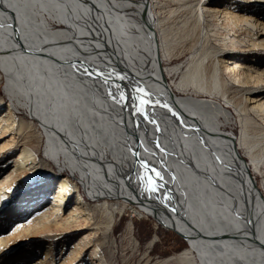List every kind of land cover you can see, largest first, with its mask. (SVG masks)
<instances>
[{
	"label": "bare ground",
	"instance_id": "obj_1",
	"mask_svg": "<svg viewBox=\"0 0 264 264\" xmlns=\"http://www.w3.org/2000/svg\"><path fill=\"white\" fill-rule=\"evenodd\" d=\"M0 84V261L115 264L136 206L187 243L155 264H264V0H0Z\"/></svg>",
	"mask_w": 264,
	"mask_h": 264
},
{
	"label": "rangeland",
	"instance_id": "obj_2",
	"mask_svg": "<svg viewBox=\"0 0 264 264\" xmlns=\"http://www.w3.org/2000/svg\"><path fill=\"white\" fill-rule=\"evenodd\" d=\"M3 91V85L0 84V92ZM20 115V113H16ZM22 117L27 118L25 114H22ZM237 122V119H235ZM234 122V121H233ZM237 125V127H236ZM38 127V126H36ZM232 127V134H236L238 132V123L235 125H231ZM41 130V128H40ZM42 141V142H41ZM39 142V149L38 154L41 158H43V145L45 142V138ZM51 165L54 167V170H56V167L51 163ZM119 173L118 176L121 180V186H117L112 188L111 191V201L115 202L117 200V193L120 195L121 189L125 188L127 181L129 178L126 175L123 174V170L118 169ZM117 176V175H116ZM71 180H74L73 176H69ZM124 179V180H123ZM123 180V181H122ZM81 194L84 196V198L90 203H97V202H103L105 199L103 196L98 197H92L90 195L85 194L81 191ZM138 209L137 213H135ZM16 211V208L12 209L11 212H9V217ZM142 213V216L138 213ZM11 213V214H10ZM7 216V217H8ZM145 216V217H144ZM128 224H131L133 236L137 240L136 247L133 248L130 245V239L123 236V232ZM113 235L105 240V243L102 247L103 254L105 257L111 259L114 257L115 260H117V263L115 261V264H155L157 261L164 259L166 257L175 255L176 253L182 251L185 247H187V243L185 240L175 233L174 231L170 229H166L162 226H160L158 223L155 222L153 218L150 217V215H146L142 210L137 208L136 206L127 207L125 210H118L115 217V222L113 226ZM111 241L115 242L113 245ZM153 241L152 246L148 247L147 243ZM27 245V246H25ZM21 247H19L18 255L12 257L11 261H8L6 259L0 261V264H20L26 260L28 257L27 254L24 253L26 250H23L25 248H29L32 246V248H36L41 252L40 247L33 246L35 244H25ZM23 251V252H22ZM20 254V255H19ZM14 255V254H13ZM113 255V256H112ZM18 256L22 257L20 260L13 261V259L18 258ZM40 256V255H39ZM25 257V258H24ZM127 257V260H123V258ZM169 264H174L173 262H170Z\"/></svg>",
	"mask_w": 264,
	"mask_h": 264
},
{
	"label": "snow or ice",
	"instance_id": "obj_3",
	"mask_svg": "<svg viewBox=\"0 0 264 264\" xmlns=\"http://www.w3.org/2000/svg\"><path fill=\"white\" fill-rule=\"evenodd\" d=\"M87 74L88 73H86V75ZM109 95H113V93L110 92ZM146 96H147V93L143 92V90H140V95H138V97H137L136 101H134V105H133V113L136 114V115H140L142 118H146L147 115H148V113L146 111H144V112L140 111L139 104L145 102V99L144 98ZM123 99H124V97L121 96V100H123ZM147 104H148V107H153L154 108V107H156V106L159 105V101L153 102L151 100H148L147 101ZM164 107H168V106L167 105H164ZM156 130L159 131L158 127H157ZM157 146L159 147V145H157ZM136 156L139 158V153L138 152L136 153ZM141 165L143 167H145L146 170L153 171L154 174H155V176L158 177L160 180H162V176H161L160 171L155 170L153 167H149V165H150V162L149 161L141 160ZM9 191H11V189Z\"/></svg>",
	"mask_w": 264,
	"mask_h": 264
}]
</instances>
